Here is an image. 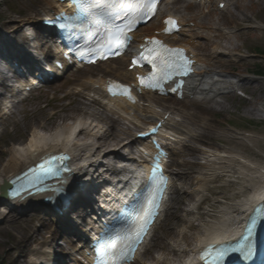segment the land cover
<instances>
[{
    "label": "rangeland",
    "instance_id": "obj_1",
    "mask_svg": "<svg viewBox=\"0 0 264 264\" xmlns=\"http://www.w3.org/2000/svg\"><path fill=\"white\" fill-rule=\"evenodd\" d=\"M41 1L44 0H0L1 46L12 44L16 46L18 42L16 40L22 34L14 33V29L20 28L23 33L28 32L34 35V41H27L23 48L33 56L39 54L33 49V47L39 45L36 37L46 41V33L40 29L39 24L33 25L30 20L34 17L41 19L45 15L44 11L39 7ZM45 2H48V0H45ZM259 2H261V5L255 9L254 14L250 12L249 19L245 21L240 20L239 15L238 17L234 16L238 14V8L236 10L233 7H229L216 15L213 10L208 14L210 10L203 9L205 7L200 5L196 8L193 7L195 8L193 9L194 11L203 13L204 18L214 17L219 19L221 21L220 29H226L232 36L237 34L233 43L238 46L239 50L231 55L225 52L226 54L223 55L222 59L226 64L219 70L230 73L231 81L238 80L240 76L247 75L251 77L256 81L257 90L251 92L249 88H234L230 95L221 96L220 100H223L224 97H229L227 101L229 108L225 112L215 109L206 114L209 117L208 123H212V131L207 133L204 141H196L186 135L177 136L180 139L172 153L170 163V171L174 182L173 194L167 204L168 208L166 209L164 221L156 229L145 254L139 257L137 264H158L155 261L158 258H160L159 263L162 264L165 254L169 253L171 244L174 243L170 240V236L166 238L168 224L175 225L176 230L174 231L178 236L181 233H185L188 242L190 237H194L197 231H202L203 228L200 225L207 218L204 214L207 209L214 212L210 221L217 222L221 218L220 213L224 207L243 200L242 196H234L237 193L244 192L245 189L241 185L231 182L230 179H227L221 173L210 179L198 180L200 175L206 172L204 170L205 167L213 164H216L217 167L221 165L222 160L216 150L226 151L235 148L239 151V154L241 153L239 158L242 162H254L264 166V117H248L245 114L251 101L261 99L264 106V60L263 57L258 56L255 52L256 49L264 50V30L255 26L256 22L264 24V0ZM174 6L186 7L187 3L179 0ZM219 34L220 32L216 36H219ZM223 38L224 35L218 40L221 42L223 50L230 48V45ZM185 40L184 37H180L177 42L184 43ZM199 43L195 45L196 54L207 56L208 50L204 46L207 40L205 38L200 39ZM1 46L0 171L3 167L1 162L5 163V159L8 160L7 151L11 149L26 151L32 141L33 133L53 134L60 123H73L72 121L64 122L62 119L69 114L68 108L73 104L75 98H78L87 109L86 115L77 113L79 121L89 119V116L95 119L98 117L99 113L103 111V107L91 102L93 99L91 94L74 89V85L79 83L80 80L98 76L115 78L113 74L102 75L101 73H96L99 67L90 68L82 70L80 72L82 75L68 73L62 79L55 80L40 91L30 94L26 99L20 96L12 98L9 93L11 91L10 86L17 84L18 80L9 69V65L4 59L5 57L2 55L3 48ZM110 66L107 64L104 67ZM258 71H262V77L256 76ZM88 73L92 75H88ZM160 101L162 105L177 109L179 116H174V119L178 123L183 124L193 132L203 131L202 127H204V124L199 121V118H194L192 122L186 121L183 117L184 114L193 115L200 112L196 105L191 102L179 103L172 99H161ZM113 117L117 118L115 115ZM120 122L121 124L117 131L122 134L129 133L131 137L129 136L128 139L133 138L134 132L143 126V123L136 121L127 123L121 120ZM15 123L19 125L17 128ZM42 125H45L43 130L41 128ZM101 129L100 132L106 130L107 126L101 124ZM230 133L255 135L261 137L262 142L258 147H253L242 139L237 144H231L224 138L226 134ZM127 153H132L130 148H127ZM250 163L246 164L249 165ZM3 165L5 166L6 164ZM235 165L239 167L238 164ZM207 169V172H210V168ZM217 172H220V170H217ZM250 193L246 191L242 195L247 196ZM198 194L199 196H197ZM181 199L182 202L180 203L178 200ZM10 207L0 200V227L7 224L10 226L11 232L15 231L13 224L18 223L20 220H28L32 216H38L39 220L36 219L32 224L34 238L29 239L25 243H20L19 241L17 243L11 239L10 235L0 234V264H55L54 261L58 259L59 255L65 256V262L68 258L78 256L74 254V249L72 250L68 245V235L64 231L54 243H50L52 237L50 232L53 233L56 228L62 229L66 226L63 225L64 222L58 226L55 218L45 209L24 211L26 208L11 209ZM9 212L11 214L7 215ZM76 212L77 210L73 209V212L69 215L73 217L75 222L77 220L80 221ZM42 223L48 225V230H44ZM78 228L79 231L84 228L81 221ZM164 264H173V262L169 260Z\"/></svg>",
    "mask_w": 264,
    "mask_h": 264
},
{
    "label": "bare ground",
    "instance_id": "obj_2",
    "mask_svg": "<svg viewBox=\"0 0 264 264\" xmlns=\"http://www.w3.org/2000/svg\"><path fill=\"white\" fill-rule=\"evenodd\" d=\"M177 1L178 0H167L164 7H162L161 15L174 16L178 18L181 24L185 25V29L182 30L180 35L187 37L188 41L199 40L203 38L207 40V43L204 46L208 50V54L207 56H197L196 59L198 63L196 73L193 77H191V79L188 80L186 87L188 94L187 97L193 98L192 102L194 105H196L197 109H200V112H197L193 115H183L186 121L189 120L193 122L194 118H199V121L204 124V127H202L203 131L201 132H193L183 124H179L175 119H173V116H171L167 121L166 129L173 134L180 135L181 137L186 135L190 136L196 141H204L207 133L212 131V123H208L209 117H207L206 114L209 111H213L215 109L225 112L229 108V104H227L229 97H224L223 100H220L221 96L226 94L230 95L232 93V89L234 88H249L251 92H254L257 90V86L255 85L256 81L247 75L240 76L238 80L236 79L235 81H231L229 76L230 73L219 70V68L225 66L226 64L222 59L223 55H225L227 52L231 55L233 52H237L239 50L238 46H235L233 43V40L236 39L237 34L232 36L226 31V29H220L221 21L219 19H215L214 17L204 18L203 13L194 11L193 9L198 7L197 4L188 2L186 7L173 6ZM182 1L186 2L184 0ZM259 1L204 0L202 5H207V7L203 9H209L211 6H213L214 11L219 12L218 4L225 2V10L229 7H233L236 10L238 8V14H235L234 16L238 17L239 15L240 20L245 21L249 19L250 12L254 14L255 9L261 5V2ZM55 5L56 4L50 0L48 2L41 1V3H39V7L44 11L45 15H48L51 11H53L55 9ZM216 15L218 14L216 13ZM38 20L39 19L34 17L30 21L38 23ZM189 23H193L195 27H188L187 24ZM255 26L256 28L264 30V24L262 23L256 22ZM153 30H160L157 28L156 21H151L143 31L150 32ZM218 32H220V34L219 36H216ZM14 33L22 34L17 38L18 40L16 41L18 42L16 45L24 46L27 44V41L29 40L27 33H23V30L20 28L14 29ZM223 34L226 35L225 42L230 45V48L225 49L227 51L223 50L221 42L218 41ZM178 37L179 35L173 37L172 40H175ZM36 40L39 44L36 47L37 50H44L46 54H48L50 49L48 43L43 42L39 37H36ZM186 45L190 50H193V46L188 45V43H186ZM18 51L20 54L28 53L24 48H19ZM17 57L20 58V61H23L25 64L27 63L28 65H31L32 69L36 65V62H33L31 55L28 56V58L23 57L24 60L19 56ZM127 61L128 59L122 58L119 60L106 62L105 64H110V67L97 65L99 68L96 70V73L106 75L117 72L120 76L119 79H122L125 82L133 81L134 73L128 72L126 70L127 65H124ZM74 72L77 74L78 71ZM88 75L92 74L88 73ZM104 83L105 80L103 77L99 79H91L90 77H87L86 79L80 80L79 83L74 85V89L82 90L83 92L85 91L91 94L94 98L91 101L93 104L103 107V111L99 113L96 119L92 118V116H89V119L79 121L77 118V113L86 115L87 109L78 98H75L73 104L68 108L69 114L62 119L64 122L72 121L73 123H60L56 127L55 133L53 134H42L39 132L33 133L32 141L30 142L26 151H19L16 149L7 151L8 160L5 159V163H3V161L1 162L3 167L0 171V194L3 184L6 181H9L11 177L20 174L29 166L35 165L40 159L52 153L68 151L72 155L73 176L71 177L70 175L66 179V182H64L65 186L69 189L71 188V190L74 186L73 177L82 175L85 178H88L95 172L99 175V177H101L103 173L108 174L109 172H116L113 165L114 161L123 160L124 162H130L129 159L121 153V151L126 150L134 142V139H128L130 136L129 133L122 134L117 131V128L121 124V120L114 118L113 115H117L118 118H121L127 122L137 121L143 123L146 126H149V123L152 120L154 123L159 120H163L165 115L168 113H172L174 116H179V113L175 108L162 105L161 101L155 100V97L147 95L142 97V106H139L138 104L135 107H131L123 100L113 99L107 100V102L104 104L103 99L105 96L103 90L101 88L96 89L97 85L101 86ZM131 112L135 113V116L132 120L128 118V115ZM245 114L248 115V117H264V106L262 100L257 99L256 101H251L245 111ZM101 124H105L107 126V129L102 132H100L102 130ZM15 125L16 128L19 126L18 123H15ZM41 128L43 130L45 125H42ZM224 138H226L227 142L231 144H237L238 141L242 139L253 147H258L262 142L261 137L238 133L226 134ZM72 142L74 145H71ZM126 143H128L127 146L124 145ZM146 147L149 148L148 145ZM216 153H219V157L222 160V163H220L221 165L217 167L216 164H213L211 166L205 167L204 170L206 172L201 174L198 180L204 178L210 179L216 174L218 175V173H221L227 179H230L231 182L237 183L241 185L243 189H245L244 192L242 191L234 196H242L243 200L224 207L220 213L221 218L217 222L210 221L211 215L214 212L207 209L204 212L207 218H205V220H203L204 223L200 225V227L203 228L202 231H197L195 236L190 237L188 242V238L185 233H181L178 236L174 231L176 230L175 225L168 224L166 238L170 236V240L174 243H170L171 247L169 253L165 254L162 264L169 260H172L173 264H197L195 261V255L198 252H200L208 244L221 243L237 237L241 233L246 221L249 219L255 207L264 201V166H260L254 162H242L239 158L241 153L239 154V151H237L235 148L226 151L216 150ZM246 163L250 164L248 165ZM3 164L6 165L4 166ZM235 164H238L239 167H237ZM207 168H210V172H207ZM98 169L101 170V174L100 172L98 173ZM217 170H220V172H217ZM140 173V171L135 173L139 184L143 183L144 181V176ZM130 177H132L131 174L127 176V178ZM246 191L251 192L250 195H242ZM197 196H199V194ZM89 200L93 201L92 198ZM41 201L42 200L40 198L36 197L27 202H15L13 204L17 208L25 206L34 210L39 207L49 209L48 207H45V205H42L43 203ZM178 201L181 203L182 199ZM81 202L82 204H89L88 200L85 198L79 203ZM167 208L168 207L166 206V209ZM10 214L11 212H9L7 215ZM77 215H80V213H77ZM36 219L39 220L38 216H32L28 220H20L18 223H14V232H11L10 226L6 224L5 226L0 227V234L10 235L11 239L17 243L18 241L20 243H25L29 239L34 238L32 224ZM68 226L71 227L69 224ZM42 227L44 230H48L49 228L45 223H42ZM62 231L63 230L56 228L53 233L50 232V234H52L50 243H54L61 235ZM65 231L69 230L65 229ZM72 235L74 238L81 239V241H83L85 238L83 235H78L77 232ZM155 261L156 263L160 264V258L156 259Z\"/></svg>",
    "mask_w": 264,
    "mask_h": 264
},
{
    "label": "snow or ice",
    "instance_id": "obj_3",
    "mask_svg": "<svg viewBox=\"0 0 264 264\" xmlns=\"http://www.w3.org/2000/svg\"><path fill=\"white\" fill-rule=\"evenodd\" d=\"M158 0H94L95 8H107V9H119L122 13L123 18H129L132 14L127 11L128 8H135L137 11L142 12L147 16H151L155 13L156 4ZM57 19H63L65 21H69L71 18L69 17H60ZM89 18L84 16L81 18L77 16L75 20L79 21L78 24H72L73 27L85 28L87 25L85 21ZM53 25L56 24V21H50ZM166 23L170 25H174L175 22L172 20H168ZM62 27L66 25H61ZM178 27V26H177ZM131 29V24H127L126 27L121 28L117 26L114 31H110L107 38L104 40L102 46H107L109 51L112 48L118 47L122 43L127 40L126 30ZM151 43L159 45L161 42L159 40H154ZM172 49L163 48V53L170 54L172 53ZM155 53V54H153ZM177 57H179L180 53L177 50ZM146 61L151 68L154 69L153 74L148 77L150 83L146 86L150 89H162L164 87L165 82L172 83L173 80L177 77H184L189 74V66L187 62H182L180 59H172L169 56L162 55L161 51L158 49H151L148 55H145L141 58ZM180 82V81H176ZM141 84H144V79H141ZM174 87V85H173ZM127 91V88H125ZM157 129H153L152 133L155 134ZM63 159V158H61ZM43 167V165L41 166ZM140 239L139 234L137 235V240ZM255 248V244L250 243L246 249H242V255L245 259H250ZM131 251V248H129ZM123 255V253H121ZM225 253H219L218 260L222 261Z\"/></svg>",
    "mask_w": 264,
    "mask_h": 264
},
{
    "label": "trees",
    "instance_id": "obj_4",
    "mask_svg": "<svg viewBox=\"0 0 264 264\" xmlns=\"http://www.w3.org/2000/svg\"><path fill=\"white\" fill-rule=\"evenodd\" d=\"M258 51H259V50H258ZM258 54H261V55L264 56V51H261V50H260ZM258 73L261 74V71H259Z\"/></svg>",
    "mask_w": 264,
    "mask_h": 264
},
{
    "label": "water",
    "instance_id": "obj_5",
    "mask_svg": "<svg viewBox=\"0 0 264 264\" xmlns=\"http://www.w3.org/2000/svg\"><path fill=\"white\" fill-rule=\"evenodd\" d=\"M5 192H6V189H5Z\"/></svg>",
    "mask_w": 264,
    "mask_h": 264
}]
</instances>
